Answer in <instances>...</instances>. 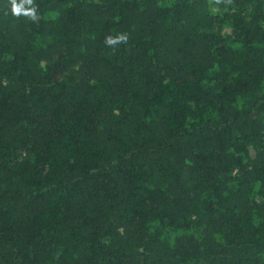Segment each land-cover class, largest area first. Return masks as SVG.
I'll return each instance as SVG.
<instances>
[{
	"label": "trees",
	"instance_id": "1",
	"mask_svg": "<svg viewBox=\"0 0 264 264\" xmlns=\"http://www.w3.org/2000/svg\"><path fill=\"white\" fill-rule=\"evenodd\" d=\"M33 4L0 0V264H264V0Z\"/></svg>",
	"mask_w": 264,
	"mask_h": 264
},
{
	"label": "clouds",
	"instance_id": "2",
	"mask_svg": "<svg viewBox=\"0 0 264 264\" xmlns=\"http://www.w3.org/2000/svg\"><path fill=\"white\" fill-rule=\"evenodd\" d=\"M11 2H12V7H13L15 14L19 15L23 12L25 15H29L33 19H35V15H34L35 14V6L33 4V0H20L19 4L16 3V0H11ZM217 2H219V0H217ZM229 2H230V0H229ZM25 4L32 5V7L25 10V8H24ZM127 39H128L127 34H119L116 37H112V36L106 37L105 43L110 45V46H114V45L121 43V42L126 43Z\"/></svg>",
	"mask_w": 264,
	"mask_h": 264
}]
</instances>
